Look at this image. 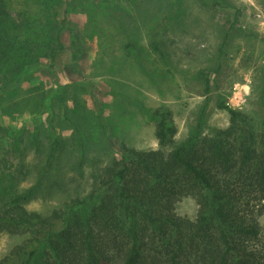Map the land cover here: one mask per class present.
<instances>
[{
    "label": "rangeland",
    "instance_id": "rangeland-1",
    "mask_svg": "<svg viewBox=\"0 0 264 264\" xmlns=\"http://www.w3.org/2000/svg\"><path fill=\"white\" fill-rule=\"evenodd\" d=\"M28 8L55 58L42 53L17 85L0 90V181L17 190L40 181L31 210L87 194L122 144L158 149L157 109L171 111L179 130L167 152L189 137L205 105V134L228 126L220 97L257 129L264 120V0L11 4L15 13ZM65 19L81 35L78 53ZM205 71H212L209 93ZM262 205L252 202L247 215L264 226ZM198 210L192 198L176 207L190 220ZM22 240L2 234L0 259Z\"/></svg>",
    "mask_w": 264,
    "mask_h": 264
},
{
    "label": "trees",
    "instance_id": "trees-1",
    "mask_svg": "<svg viewBox=\"0 0 264 264\" xmlns=\"http://www.w3.org/2000/svg\"><path fill=\"white\" fill-rule=\"evenodd\" d=\"M12 3L0 0V90L17 85L42 53L55 58L30 8L15 13ZM63 26L80 52L81 35L67 19ZM211 73L201 74L206 93ZM207 107L169 152L178 126L171 111L155 110L158 149L120 145L97 185L47 212L28 208L40 181L23 190L0 181V236L23 238L0 264H264V226L247 215L254 201L264 209V120L258 131L220 97L229 124L205 134ZM185 198L198 205L196 220L178 215Z\"/></svg>",
    "mask_w": 264,
    "mask_h": 264
}]
</instances>
